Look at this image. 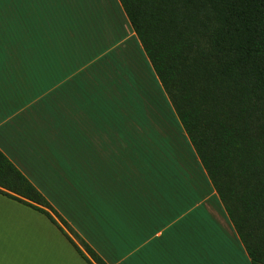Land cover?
Instances as JSON below:
<instances>
[{"label": "crops", "instance_id": "crops-1", "mask_svg": "<svg viewBox=\"0 0 264 264\" xmlns=\"http://www.w3.org/2000/svg\"><path fill=\"white\" fill-rule=\"evenodd\" d=\"M96 2L0 0V151L106 264H251L119 1ZM0 264L87 263L0 194Z\"/></svg>", "mask_w": 264, "mask_h": 264}, {"label": "trees", "instance_id": "trees-1", "mask_svg": "<svg viewBox=\"0 0 264 264\" xmlns=\"http://www.w3.org/2000/svg\"><path fill=\"white\" fill-rule=\"evenodd\" d=\"M251 264H264V0H118ZM0 194L106 264L0 151Z\"/></svg>", "mask_w": 264, "mask_h": 264}, {"label": "rangeland", "instance_id": "rangeland-1", "mask_svg": "<svg viewBox=\"0 0 264 264\" xmlns=\"http://www.w3.org/2000/svg\"><path fill=\"white\" fill-rule=\"evenodd\" d=\"M96 1L97 0H87V3L90 2L91 6L94 7V8H96L97 7V2ZM168 133H170V131H169V128L167 127V130L166 131H163V134L166 137V139H169L168 138L169 137L168 136ZM166 153H167V151H166Z\"/></svg>", "mask_w": 264, "mask_h": 264}]
</instances>
